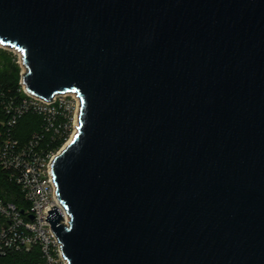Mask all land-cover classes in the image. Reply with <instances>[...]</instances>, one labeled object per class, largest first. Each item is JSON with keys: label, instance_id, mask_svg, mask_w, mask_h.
Returning <instances> with one entry per match:
<instances>
[{"label": "water", "instance_id": "95a60500", "mask_svg": "<svg viewBox=\"0 0 264 264\" xmlns=\"http://www.w3.org/2000/svg\"><path fill=\"white\" fill-rule=\"evenodd\" d=\"M0 45L79 96L67 264H264V0H0Z\"/></svg>", "mask_w": 264, "mask_h": 264}, {"label": "built area", "instance_id": "2783aa9c", "mask_svg": "<svg viewBox=\"0 0 264 264\" xmlns=\"http://www.w3.org/2000/svg\"><path fill=\"white\" fill-rule=\"evenodd\" d=\"M0 47L12 52V61L19 68L17 94L3 99L0 117V172L10 184L8 189L0 187V264H67L61 243L44 219L55 206L63 225L69 223L55 195L50 163L77 130L79 96L65 92L47 101L29 93L21 80L25 71L21 52ZM29 113L40 118V128L21 141L15 131L19 120ZM48 134L51 138L45 140ZM58 140L62 143L55 147Z\"/></svg>", "mask_w": 264, "mask_h": 264}, {"label": "trees", "instance_id": "16d2710c", "mask_svg": "<svg viewBox=\"0 0 264 264\" xmlns=\"http://www.w3.org/2000/svg\"><path fill=\"white\" fill-rule=\"evenodd\" d=\"M19 79V68L11 61L7 54L0 51V117H2L4 111L2 101L5 97L17 94ZM4 95V96H3ZM40 128V118L33 114L24 115L18 122V126L15 131V136L21 140L25 141L29 138L31 133ZM51 134L45 136V140H50ZM62 140L55 142L54 146L59 147ZM8 181L6 179V174L0 172V187L8 189ZM13 189L14 186H11ZM7 198H11L10 194H6Z\"/></svg>", "mask_w": 264, "mask_h": 264}, {"label": "rangeland", "instance_id": "374dc122", "mask_svg": "<svg viewBox=\"0 0 264 264\" xmlns=\"http://www.w3.org/2000/svg\"><path fill=\"white\" fill-rule=\"evenodd\" d=\"M0 51L5 52V53L7 54V56H8V57L11 59V61H12V57H11V55H13L12 52H10V51H8V50H5V49H3V48H1V47H0Z\"/></svg>", "mask_w": 264, "mask_h": 264}]
</instances>
